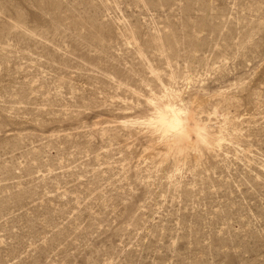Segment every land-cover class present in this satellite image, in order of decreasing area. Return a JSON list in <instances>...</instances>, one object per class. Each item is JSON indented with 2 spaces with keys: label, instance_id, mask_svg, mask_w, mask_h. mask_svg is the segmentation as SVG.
<instances>
[{
  "label": "rangeland",
  "instance_id": "obj_1",
  "mask_svg": "<svg viewBox=\"0 0 264 264\" xmlns=\"http://www.w3.org/2000/svg\"><path fill=\"white\" fill-rule=\"evenodd\" d=\"M0 264H264V0H0Z\"/></svg>",
  "mask_w": 264,
  "mask_h": 264
},
{
  "label": "bare ground",
  "instance_id": "obj_2",
  "mask_svg": "<svg viewBox=\"0 0 264 264\" xmlns=\"http://www.w3.org/2000/svg\"><path fill=\"white\" fill-rule=\"evenodd\" d=\"M164 117L165 116H163L162 114H159L157 119H158V122L164 127L165 131L171 127L173 122L178 121V117L176 114L173 116V119H171L170 122L166 121Z\"/></svg>",
  "mask_w": 264,
  "mask_h": 264
}]
</instances>
